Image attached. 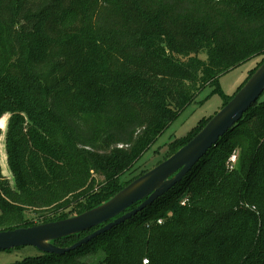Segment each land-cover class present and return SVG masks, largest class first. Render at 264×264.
I'll return each instance as SVG.
<instances>
[{
    "label": "trees",
    "instance_id": "1",
    "mask_svg": "<svg viewBox=\"0 0 264 264\" xmlns=\"http://www.w3.org/2000/svg\"><path fill=\"white\" fill-rule=\"evenodd\" d=\"M256 57L235 94L264 62V0H0V127L8 115L13 179L0 163V231L110 200L149 171L134 167L206 87L224 107L235 94L223 95L220 77ZM263 97L142 212L66 254L14 264H264ZM104 225L53 243L70 247ZM98 249L99 261L83 259Z\"/></svg>",
    "mask_w": 264,
    "mask_h": 264
},
{
    "label": "water",
    "instance_id": "2",
    "mask_svg": "<svg viewBox=\"0 0 264 264\" xmlns=\"http://www.w3.org/2000/svg\"><path fill=\"white\" fill-rule=\"evenodd\" d=\"M263 93L264 62L206 126L171 157L132 181L107 202L89 211L63 220L0 231V251L33 246L42 253L63 255L130 220L180 183L208 151L243 118ZM140 201L138 207L127 211ZM103 224V227L70 247L63 248L53 243Z\"/></svg>",
    "mask_w": 264,
    "mask_h": 264
},
{
    "label": "rangeland",
    "instance_id": "3",
    "mask_svg": "<svg viewBox=\"0 0 264 264\" xmlns=\"http://www.w3.org/2000/svg\"><path fill=\"white\" fill-rule=\"evenodd\" d=\"M260 61V57L253 58L243 65L223 74L219 79V86L223 95L233 96L238 88L248 78L249 72L256 68ZM214 89L215 87L208 86L198 95L196 100L181 113V115L172 123V125H170L165 133L158 138L150 150L136 163L134 168L137 169L134 173H139L142 170H151L154 168L168 153L171 142L185 137L199 124L202 119L213 117L222 109L224 98L220 93L215 92ZM8 119L9 116L6 115L5 125L0 127V163L3 176L12 182L13 179L7 165L5 151V135L7 132L6 126ZM233 154L238 156L239 150H236L233 152ZM160 213L161 212L152 213L148 217V221L155 220V218L158 217ZM27 215L29 218L35 216V222L39 221V218H37L36 215L33 216L31 212H29ZM95 252L96 253H92L83 259L92 260L94 262L99 261V259L102 257V250L98 249ZM41 253L42 252L38 248L33 246H23L14 248L12 250L0 251V264H14L27 257L41 255Z\"/></svg>",
    "mask_w": 264,
    "mask_h": 264
},
{
    "label": "built area",
    "instance_id": "4",
    "mask_svg": "<svg viewBox=\"0 0 264 264\" xmlns=\"http://www.w3.org/2000/svg\"><path fill=\"white\" fill-rule=\"evenodd\" d=\"M228 163H229V168H230V169H233L234 166H235V164L237 163V155L233 154V155L230 157ZM161 222H162V220H159V223H161ZM143 264H148V260L145 259V260L143 261Z\"/></svg>",
    "mask_w": 264,
    "mask_h": 264
}]
</instances>
